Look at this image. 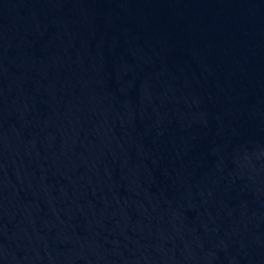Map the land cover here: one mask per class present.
Instances as JSON below:
<instances>
[{
    "label": "water",
    "instance_id": "obj_1",
    "mask_svg": "<svg viewBox=\"0 0 264 264\" xmlns=\"http://www.w3.org/2000/svg\"><path fill=\"white\" fill-rule=\"evenodd\" d=\"M0 264H264V0H0Z\"/></svg>",
    "mask_w": 264,
    "mask_h": 264
}]
</instances>
